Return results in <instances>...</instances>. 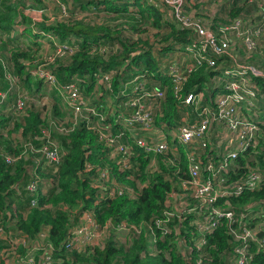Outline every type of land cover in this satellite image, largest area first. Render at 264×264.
I'll return each instance as SVG.
<instances>
[{"label": "trees", "instance_id": "16d2710c", "mask_svg": "<svg viewBox=\"0 0 264 264\" xmlns=\"http://www.w3.org/2000/svg\"><path fill=\"white\" fill-rule=\"evenodd\" d=\"M64 2L70 17H58L52 23H47L49 18L46 17L44 21L31 26V22H26L28 19L22 10L24 5H27V0H0L2 33L18 30L17 24L25 23L27 26L22 34L28 32L37 39L49 37L51 42V48L47 52L49 54L56 51V43L74 46L76 49L73 53L48 62L46 68L52 71L61 84L77 80L94 102L96 100L92 93L100 85L97 77L100 74L112 75V87L114 92H117L123 86L122 81L131 80L139 72L148 71L150 77L157 73L153 77L162 80V87H167L165 115H158V121H166L170 127L176 126L180 109L173 83L168 79L167 74H162L159 69L163 67V60L170 58V53L181 49L177 46L187 45L193 40L195 29L183 27L175 14L170 13L172 8L168 6L162 8L151 0H64ZM131 2L137 7L136 11L130 10ZM39 3L43 2L39 0ZM184 4V13L206 23L217 34L219 40L226 37L232 45L241 37L243 40H240L248 49L244 40L245 35L249 34L254 38L256 52L253 53H256V57L253 56L249 64L260 70L262 74L256 75L247 68L245 77L250 90L257 93L258 104L264 101V60L257 54L261 51L264 53V7L260 5V1L226 0L220 8L218 6L217 12L209 14L213 19L211 22L205 20V14L200 10L197 14L192 13L195 6L191 5L190 0H185ZM102 5H105L104 8ZM34 6L45 7L44 4ZM200 7L205 10V5ZM78 8L82 11H92V8H95L97 12L109 10L128 15L138 13L140 18L132 15L134 20L136 19L134 24H131L130 20H125L114 26L111 21L68 20L75 17ZM119 16L116 15L117 19L120 18ZM237 20L243 27V35H238L237 31L230 28L226 30V27ZM144 24H150L158 30L156 37L166 33L164 38L156 39L160 44L142 38L132 41L129 26L136 29L137 26ZM34 26L42 31L34 32ZM116 26L120 27L119 30ZM144 32L148 38H151L148 30ZM9 34L6 42L14 43L11 51L12 61L9 63L12 72L19 79L18 87L11 89V97H16L18 92L34 97V93H37L34 86H48L42 78L34 74L37 69L36 60L43 59L41 62H47L48 57L44 54L45 50H41L44 55H33L32 47L36 44V40L30 42L29 39L28 44L22 47L20 38ZM157 45L160 49L154 54ZM231 45L230 54L218 57L215 68L206 64L197 65L186 82L183 91L185 95L193 91H204L206 94L204 104L214 103L216 95L225 89V82L217 84L214 78L222 76V71L228 67L233 69L230 64H233L240 55L246 54L234 52ZM126 62H128L127 66H125ZM240 82L242 83V80ZM7 88L8 84L0 79V89ZM53 91L56 93V90ZM249 98L251 99V96ZM54 99L59 104L51 102L52 106L48 110L34 109L27 105L21 112L22 118L17 115L12 117L13 128L10 134L16 132L17 136L12 135L10 139L0 137L3 138L0 142V225H3L8 233L13 237L23 235L34 243L44 239L42 234L47 233L45 240L54 245L53 255L58 264H238L239 256L236 249L240 246V241H237L231 233V223L227 219L221 220L216 228L205 234L206 244L200 250L194 246L195 240L191 232L195 231V225H190L191 217L185 221L175 218L172 222L170 220L161 225L156 223L157 220L166 218L165 211L170 209L167 206V199L172 191L179 189L177 182L169 178L173 175V169L163 163V156L154 158L156 162H152V156L147 157L141 149H137L140 154L136 157L139 168L120 169V166L110 159L108 149L99 140L96 132L88 129L84 123L67 135L55 133L54 136L60 141V146L64 150L62 160L56 171L52 166H45L41 170L43 177L49 179L50 183L45 195L39 190V202L31 207L30 200L34 193L25 186H22L21 193L17 190L29 177L28 167L33 162V158L21 157L14 162H8L6 156H16L21 152L19 147L21 137L33 139L40 132L47 111L59 120L69 118V112L62 110L61 98L54 95ZM243 106L252 109L255 105L248 106L244 102ZM263 113L261 111L260 115ZM252 116L257 119L255 115ZM8 121L9 119L3 116L0 119V127H4ZM257 124L261 133L260 144L239 156L233 166L235 170H231L229 175L237 179L251 171H261L263 184L255 190H246L239 196L230 197L229 207L235 210L237 216L245 213L253 201L264 200V132L262 131L264 120ZM38 143L41 145L42 141ZM181 151L180 163H177L182 169V178L187 179L188 160L183 148ZM88 163L92 164L90 170L87 169ZM151 163L161 168V171L155 170ZM107 167H110V170L108 169L110 179L115 178L118 183L126 187L123 194L108 199L105 190L95 184V179ZM224 203L225 200L220 202V204ZM85 211H93L97 223L101 225L110 221L115 223L124 221L130 225L141 226V233L129 234L126 237L128 243L124 244L120 241L118 232L110 229L104 239L95 245L67 249L66 243L71 228L80 223L81 214ZM182 238L192 248L194 247L191 259L185 257L187 247L182 244ZM7 243V240L0 238V264H7V260L1 255L3 249L8 247ZM26 251V247L21 245L18 247L20 255ZM42 253L43 250L38 252L37 264H43ZM250 255L249 264H264V251L256 245H252ZM7 258L14 261V256Z\"/></svg>", "mask_w": 264, "mask_h": 264}, {"label": "built area", "instance_id": "2783aa9c", "mask_svg": "<svg viewBox=\"0 0 264 264\" xmlns=\"http://www.w3.org/2000/svg\"><path fill=\"white\" fill-rule=\"evenodd\" d=\"M151 1L162 8L167 6L172 8L170 13L175 14L183 27L195 29V37L189 44L177 46L181 49L170 53L173 57L181 55L193 59L192 62L183 61L182 64L170 60L164 62L163 67L159 69V72L167 74L168 79L173 83L174 94L180 109L176 126L170 127L166 121H158V115H165L167 87H162V80L153 77L157 73L150 77L148 71L139 72L131 80L122 81L123 86L117 92H114L112 87V75L100 74L97 76L98 79L103 78L106 84L110 83V86H107L109 96L101 99L103 102H98L95 97L96 90H94L92 93L96 100L94 102L77 80L61 84L52 71L46 68L49 65L48 62L73 53L76 49L68 44L56 43L55 52L45 53L48 57L47 62H41L43 60L41 59L38 63V59L36 60L37 69L34 74L48 85L49 89L43 86L48 92L44 95L52 93L53 96L58 95L61 98L64 105L62 110L69 112V118L59 120L47 111L45 123L40 126V132L33 139L21 137L19 140L21 152L16 156H6L8 162H14L21 157L33 158V162L28 167L29 177L17 191L21 193L22 186H25L34 193L30 200L31 207L37 205L39 190L45 195L50 183L49 179L43 177L41 170L45 166H52L56 171L62 160L64 150L60 146V141L54 136L55 133L67 135L75 127L84 123L88 129L96 132L99 140L108 149L110 159L116 162L120 169L139 168L136 157L140 154L137 149H141L147 157L152 156V162H156L154 158L163 156V163L173 169V175L169 178L177 182L179 189L170 193L167 199V206L170 209L165 211V219L156 221L158 225L170 220L172 222L175 218L185 221L191 217L190 225H195V231L191 232L195 240L194 246L200 250L206 244L205 234L216 228L221 220L227 219L231 223V233L237 241H240V246L236 249L239 256L238 264H249L252 245L264 251V233L259 236L261 232H264V200L253 201L240 216H237L235 210L229 207L230 197L239 196L246 190H255L263 184L261 171H251L237 179L229 175L231 170H235L233 166L237 158L251 148L257 147L261 140L258 121L249 116L250 111L243 106L244 102L248 103L249 96L253 94L245 77L247 67L235 64L232 66L233 69L228 67L222 71V76L214 78L217 84L225 82V89L216 95L214 103L204 104L206 98L204 91H193L185 95L184 87L197 65L206 64L215 68L218 57L230 54L231 44L226 37L219 40L217 34L200 19L186 15L185 0ZM259 1L264 7V0ZM190 2L191 5L194 3L193 0ZM62 8L64 15L69 17L70 12H67V6L64 5ZM44 9L28 7L25 11L32 13V11ZM31 19V26L38 22L32 15ZM229 28L237 31L238 35H243V27L239 20L226 27V30ZM41 31L34 26V32ZM7 37V32L0 34V42L6 41ZM244 40L249 50L255 47V40L249 34L245 35ZM38 41H41V38H38ZM5 52L7 56L0 53V79L8 84V88L0 89V119L6 116L9 121L4 127H0V137L7 139L5 136L13 128L14 115L22 118L21 112L27 105L34 109L40 107L36 106L35 97L25 93L18 92L16 97H11V89L18 87L19 79L12 72L9 63L12 61V53ZM248 68L256 75H260L255 67L248 66ZM107 101L109 104L106 108ZM51 106H48L46 110ZM214 124H217L220 132L213 133ZM39 141H42L41 145ZM181 148L188 160L187 179L182 178V169L177 163H180ZM150 165L154 166L155 170L161 171V168L152 163ZM87 169H92L91 163L87 164ZM108 169L110 170V167H107L95 179L96 186L105 190L107 199L123 194L126 188L115 178L110 179ZM222 200H225L224 204H220ZM110 229L116 230L118 234L125 233V237L129 234L141 233V226L130 225L124 221L120 223L110 221L101 225L97 223L93 211H85L81 214L80 223L71 228L66 247L72 249L95 245L104 239ZM46 236L47 233H43L44 239L34 243L23 235L13 237L3 225H0V238L8 242V247L3 249L1 255L7 260V264H37L38 252L43 250L41 255L43 264H58L53 255L54 245L45 240ZM181 241L187 247L185 257L191 259L194 247L192 248L184 238ZM20 245L27 248L23 255L18 253ZM6 254L14 256L15 262L7 258Z\"/></svg>", "mask_w": 264, "mask_h": 264}, {"label": "rangeland", "instance_id": "374dc122", "mask_svg": "<svg viewBox=\"0 0 264 264\" xmlns=\"http://www.w3.org/2000/svg\"><path fill=\"white\" fill-rule=\"evenodd\" d=\"M41 1L43 3H39V0H28L27 1L29 3L28 5H31V6L41 5V4H44V6H45L44 10L32 11V13L30 14V15L33 16L34 19L36 18V21H38V22L44 21V19L47 17L49 19L46 22L47 23H52L58 17L59 18L60 17L67 18L64 15V13H63V8H62L64 5L66 6L64 0H41ZM65 1H67V0H65ZM219 1L218 0H193L194 3H192V5H194L195 8L192 10V13L197 14V12L200 10V11H202L203 14H205L204 16H205L206 19L205 18L204 19L206 21L211 22V21H213V19H212V17L210 15L215 13V11L218 8V6L220 8L221 4L222 3L225 4V2H226V0H219ZM201 5H205V10L201 9V7H200ZM104 6L105 5H102V8H104ZM129 8L132 11H136L137 10V7L134 6L133 3H132V5H130ZM66 10H67V12H69L67 8H66ZM116 15H120L119 16L120 18L117 19ZM132 15H135V16L140 18V15L138 13H134V14L132 13ZM132 15H128L127 13H122V12L121 13H116L114 11H109V10H104L102 12H97L95 8H92V11H86V10L82 11L81 9L78 8V10L75 12V17L73 19L69 18L68 20L71 21V20H75V19H84V20H86L88 22H90V21L96 22L98 20H100V22L111 21L112 22V26H114L115 24H118L119 22L125 21V20H130L131 24H134L135 23L134 21L136 19L134 20V17H132ZM119 28L120 27L116 26L117 30H119ZM37 29H39V28H37ZM129 30H130L129 32L131 34L132 41L136 40V39H139V38H142V39H150L151 43L154 42L156 44H160L156 39L157 38H164L165 35H166V33L164 32L159 37H156V34H157L158 30L154 29V27L152 25H150V24H144V25H141V26H137L136 29H134L131 26H129ZM144 30H148V33H149L151 38L147 37L148 35H146ZM23 31H25V30H23ZM15 34H16V36L18 38H20V40L22 42V45H21L22 47L28 44L29 39H30V42H31V40H36V44L32 47V50L34 52V53L32 52L33 55H35V54L44 55L51 48V42L48 39L49 37L48 38L47 37H45V38L42 37L41 41H38L37 38H33V36L30 35L31 33H28V32H26V34H22V33L18 32V31H16ZM240 39H242V38L239 37V39L236 40V44L234 43V44L231 45V49L234 52H240L241 54L242 53H246V54H245V56L239 54L240 57H237L235 59L236 61H233V64H230V65L234 66L235 64H240V65H244V66H246L248 68V66H250L249 61L251 60V58L253 56L256 57V53H253V52H256V47H255L254 50L253 49L252 50L246 49L245 44L242 43V41ZM238 41H241V42H238ZM3 43L6 44V51H10L11 52L12 48L14 46V43L8 44L6 41H4ZM159 49L160 48L157 45L156 52L154 54H157ZM41 50H45L44 51L45 53L43 54L41 52ZM0 51L4 52V49H0ZM257 54L261 55L262 59L264 60V53L262 51L260 53H257ZM35 56H39V55H35ZM172 57H173V54H170V58L166 59L167 61H164V60L163 61L164 62H169L171 60V61H175V62H179V63L183 64V61L186 62V63H190L193 60V59L182 57L181 55L174 56L173 59H172ZM37 62L39 63V60H37ZM222 64H225V63H222ZM127 65H128V62L125 63V66H127ZM129 70H131V69H129ZM258 73L262 74V72L260 70H258ZM99 84H100L99 87L95 88V90H96L95 97L97 98L98 102H103L101 99H103V98L106 99L109 96V90L107 89V86H110V83L106 84L104 82L103 78H100L99 79ZM44 94H48V92H47L46 88H44L43 86H40L39 91L37 90V93L34 94L35 95L34 96L35 97V103H36L37 107H40V109H42V110H46V108L51 105V102H53L55 104H59V102L56 101V99H54V96H53L52 93H50L49 95H44ZM250 96H251V99L248 100L247 105L250 106V104H254L255 106L252 109H249L248 107H246V109H248L250 111V112H248V115L251 116L254 120H256V121H258L260 123V121L264 120V116H263L264 113L262 115H260L261 111L264 112V101L262 100L258 104V102H257V93L256 92H254ZM97 104L100 105V103H97ZM108 104H109V102L107 101V103L105 104L106 108H107ZM61 107L64 108V105L62 103H61ZM252 115H255V117L257 119H255ZM259 115H260V117H259ZM216 131L220 132V128H218L217 124H214L213 133H215ZM262 131L264 132L263 129H262ZM12 135L15 137V136H17V133L13 132ZM10 136H11V134L8 132L7 136H5V137L8 139ZM1 141L2 140H0V142ZM118 236H119V239H120V241L122 243H124V244L128 243V240L125 237V233L123 234L121 232L120 234H118ZM124 244H122V245H124ZM6 256H8V255L6 254ZM143 256H144V254H143Z\"/></svg>", "mask_w": 264, "mask_h": 264}, {"label": "crops", "instance_id": "0c3cea01", "mask_svg": "<svg viewBox=\"0 0 264 264\" xmlns=\"http://www.w3.org/2000/svg\"><path fill=\"white\" fill-rule=\"evenodd\" d=\"M28 7H32L31 5H24V8H22V10H23V14L27 17V21L26 22H28V23H30V22H32L31 20V12H26L25 11V9L26 8H28ZM35 7V6H34ZM25 20V19H24ZM1 26V25H0ZM26 26L27 25H25V23L22 25V23L21 24H17V27H18V30H14L13 32L11 31V32H9V33H11V34H13V35H11V36H15L16 37V35H14L15 34V32L16 31H18V32H20V33H24V31L23 30H25V28H26ZM8 32H7V34H9ZM0 34H2V30H1V28H0ZM13 38V37H12ZM5 40H3V41H1L0 42V49H4V52H1L0 51V53H2L3 55H6L7 56V54H6V44H4L3 42H4ZM10 43H13V42H11L10 41ZM34 90H38L39 91V89H40V86H34ZM35 94V93H34Z\"/></svg>", "mask_w": 264, "mask_h": 264}, {"label": "water", "instance_id": "95a60500", "mask_svg": "<svg viewBox=\"0 0 264 264\" xmlns=\"http://www.w3.org/2000/svg\"><path fill=\"white\" fill-rule=\"evenodd\" d=\"M263 233H264V232H261V233L259 234V236H262V235H263Z\"/></svg>", "mask_w": 264, "mask_h": 264}]
</instances>
